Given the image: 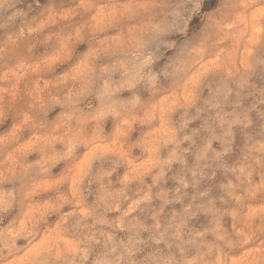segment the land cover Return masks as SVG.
Returning a JSON list of instances; mask_svg holds the SVG:
<instances>
[{
	"label": "clouds",
	"instance_id": "obj_1",
	"mask_svg": "<svg viewBox=\"0 0 264 264\" xmlns=\"http://www.w3.org/2000/svg\"><path fill=\"white\" fill-rule=\"evenodd\" d=\"M0 264H264V0H0Z\"/></svg>",
	"mask_w": 264,
	"mask_h": 264
}]
</instances>
